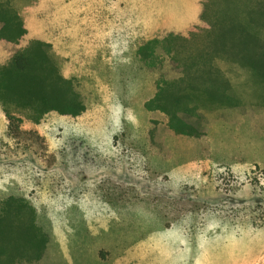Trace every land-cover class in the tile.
Wrapping results in <instances>:
<instances>
[{"label": "rangeland", "instance_id": "rangeland-1", "mask_svg": "<svg viewBox=\"0 0 264 264\" xmlns=\"http://www.w3.org/2000/svg\"><path fill=\"white\" fill-rule=\"evenodd\" d=\"M203 1L0 0L83 104L15 124L0 103V200L25 201L46 236L14 264H264V74L221 63L222 84L198 85L223 98L182 116L194 133L144 107L179 76L165 39ZM15 49L0 38V64Z\"/></svg>", "mask_w": 264, "mask_h": 264}, {"label": "trees", "instance_id": "trees-1", "mask_svg": "<svg viewBox=\"0 0 264 264\" xmlns=\"http://www.w3.org/2000/svg\"><path fill=\"white\" fill-rule=\"evenodd\" d=\"M1 40L16 49L0 64V103L9 122L18 124L14 112L33 111L37 116L55 111L78 115L83 111L79 93L70 79L61 76L48 54V44L26 40V30L8 2H0ZM165 39L171 63L179 76L157 85L147 110H160L177 133H194L183 115H194L195 100L204 95L220 100L223 86L202 87L207 78L220 85V64H232L264 74V0H204L197 22L185 33ZM216 90V91H215ZM197 97V98H196ZM46 244L32 209L18 198L0 200V264L39 259Z\"/></svg>", "mask_w": 264, "mask_h": 264}]
</instances>
